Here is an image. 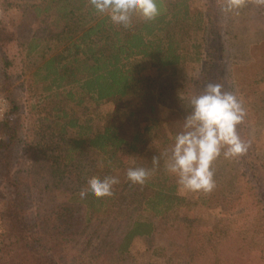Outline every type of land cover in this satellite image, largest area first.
<instances>
[{
	"label": "rangeland",
	"instance_id": "1",
	"mask_svg": "<svg viewBox=\"0 0 264 264\" xmlns=\"http://www.w3.org/2000/svg\"><path fill=\"white\" fill-rule=\"evenodd\" d=\"M42 2L0 0V70L18 107L0 137V264H37L39 258L54 264H264V4L245 0L242 8L226 12L225 0H190L194 18L203 16L199 26L191 23L186 61L168 67L149 59L132 62L136 75L154 88L160 109L171 114L156 127L144 111L149 101L142 90L129 100L97 103L88 96L78 106L67 95L72 84L57 87L40 77L44 58L58 50L45 41L30 48L33 37L48 32L49 18L37 10ZM208 83L222 84L242 100L246 115L237 131L248 149L213 162L211 192L177 186L173 209L155 214L142 197L152 196V186L158 183V190L166 176L168 185L177 184L166 167L173 144L167 140L174 142L173 130H183L191 97ZM72 111L85 123L80 132L67 125ZM112 120L128 139L135 131L142 134L132 140L139 150L124 145L111 156L93 147L72 148L73 138L102 132ZM138 164L153 168L143 185L126 175ZM105 176L119 183L111 196L99 197L105 204L72 241V224L83 212L72 186L81 191L91 178ZM134 219L153 223L154 230L119 251Z\"/></svg>",
	"mask_w": 264,
	"mask_h": 264
},
{
	"label": "trees",
	"instance_id": "2",
	"mask_svg": "<svg viewBox=\"0 0 264 264\" xmlns=\"http://www.w3.org/2000/svg\"><path fill=\"white\" fill-rule=\"evenodd\" d=\"M158 3L161 6L159 16L150 21L134 18L132 27L125 29L112 23L107 15L97 13L89 0H43L37 10L47 14L48 32L44 38L33 37L30 48L35 49L39 42L45 41L58 45V50L48 58H44L40 77L43 80H51L57 87L72 84V89L67 95L78 106L84 105L88 96L97 103L112 98L129 100L132 95L140 94L136 93L137 91L142 90L144 91L142 98L149 101L144 110L146 116H151L150 121L157 127L159 120L171 114L167 113L168 110L160 109L156 103L157 94L153 92L154 88L151 83L145 82L136 75L132 62L149 59L160 67L182 64L186 61L191 48V23H197L199 26L198 23L203 16L202 13H198L194 18L190 9V0H158ZM197 53L199 57L202 55L201 50ZM8 97L11 104L10 114H13L18 110L17 101L13 100L11 95ZM134 112L132 110L130 115L132 116ZM7 118L3 124L4 128L9 125ZM84 124L82 116L72 111V119L67 121V125L80 132ZM121 129V125L112 120L102 132L88 135L84 139L73 138L72 148L93 147L104 153H110L111 156H114L124 145L139 150L133 141L140 140L142 134L133 132L129 141L130 138L128 139ZM152 129L153 125L144 128L146 131ZM173 132L176 136L177 133L174 130ZM167 142L173 143L168 140ZM136 166L153 170L150 164ZM158 170L162 171L160 168ZM74 171L72 164V172ZM73 179L72 176V184ZM168 179L167 176L161 179L165 183L161 182L160 188L156 191L153 190L158 183L152 186V196L142 197L145 208L155 214L171 211L178 199L176 194L178 185H168ZM78 189L72 186V193L79 194L75 199L80 201L78 207L83 206L81 207L83 212L78 217L77 223L72 224L73 228L77 227L76 232H72V241L80 237L83 228L91 224L93 215H96L105 204L100 198L91 195L82 199L80 196L82 190ZM59 210L65 212L67 208L60 207ZM153 230V223L134 219L123 238L119 240L118 250L127 251L136 237L150 235ZM36 263L54 264L52 260L48 263L42 258Z\"/></svg>",
	"mask_w": 264,
	"mask_h": 264
},
{
	"label": "clouds",
	"instance_id": "3",
	"mask_svg": "<svg viewBox=\"0 0 264 264\" xmlns=\"http://www.w3.org/2000/svg\"><path fill=\"white\" fill-rule=\"evenodd\" d=\"M101 15H107L112 23L129 29L134 18L145 21L155 19L161 13L158 0H89ZM245 0H225L224 10L231 12L244 6ZM264 4V0H260ZM191 112L184 117L183 130L176 134L167 160V171L177 178L181 191L209 193L215 187L213 162L221 156L238 157L246 153L248 144L241 139L237 126L243 122L246 112L243 102L222 84L208 83L204 91L191 97ZM158 160L153 157V164ZM151 174L144 167L129 168L127 178L143 185ZM119 183L116 176L93 177L80 196L105 197L113 194V186Z\"/></svg>",
	"mask_w": 264,
	"mask_h": 264
},
{
	"label": "built area",
	"instance_id": "4",
	"mask_svg": "<svg viewBox=\"0 0 264 264\" xmlns=\"http://www.w3.org/2000/svg\"><path fill=\"white\" fill-rule=\"evenodd\" d=\"M10 99L4 87V79L0 70V137L2 134L3 124L10 113Z\"/></svg>",
	"mask_w": 264,
	"mask_h": 264
}]
</instances>
